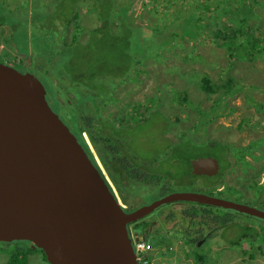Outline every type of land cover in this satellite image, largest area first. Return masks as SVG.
<instances>
[{
	"label": "rangeland",
	"instance_id": "1",
	"mask_svg": "<svg viewBox=\"0 0 264 264\" xmlns=\"http://www.w3.org/2000/svg\"><path fill=\"white\" fill-rule=\"evenodd\" d=\"M40 1L20 0V4L16 6V9L19 8L20 11H11L10 9L15 10L14 4H12L14 8H11V6L10 8L5 7L4 10L2 9L3 12H0L7 18L11 17L15 20L20 18L24 22L26 30V34L21 26H16L14 30L18 47L12 44V40L5 41L6 36H9L7 39H10L11 32L0 31V62H11L21 71L35 73L47 88V99L52 108L76 131L78 124L72 117L75 106L71 102H75L78 96L69 88H82L80 76L83 78L82 71L84 70L70 62L69 56L71 54L68 55L67 60H63V55L56 53L62 42L59 44L58 39H56L57 34L52 24L53 21L47 11L40 5ZM242 1L248 2V0ZM61 2H63L62 7H65L63 9H61ZM206 3L212 6V9L217 6V0H56L52 12L62 14L61 18H58L55 22L58 25L57 29H62L68 40H71L72 36L76 34L81 42H85L90 35L98 36L96 32L98 30L101 31V34L109 32L117 34L121 31L130 35L136 32L137 27L131 22L129 13L135 20L143 24L145 29H148L149 24L163 23V21H167L177 14L180 18L186 9L193 5H200L199 7L203 9L202 7ZM130 5H132L131 9ZM214 5L216 6L214 7ZM254 6L255 14L248 21L246 32L248 31L247 36L251 37L252 43L257 42L264 47V0H255ZM181 7L183 10H181ZM206 13H210L205 14L206 21H215L217 24L208 23L199 34L198 39L176 37L177 39L172 45L162 49L161 56H148L141 61H136L138 49L136 44H132L127 49V52L132 55V60H127L126 63L122 56L117 63H110L109 71L117 68L120 74L126 71L124 65L130 64L129 68L132 70V75H128L129 77L125 78L123 83L116 86L115 98L105 104L106 109L104 111H111L113 117L119 113L125 114L133 110L144 114L145 121L142 122L141 127L133 135L129 136V140L132 149L143 158L142 160L137 159V161L145 162L148 166L141 167L139 162H134L135 160L132 158H125L126 153L123 150L120 153L116 152L108 162L106 152L95 145L87 130H83V135L108 178L111 187L116 191L117 196H120L119 198L124 207L127 208L126 210H133L150 204L176 191L205 192L264 210V144L262 146V157L257 156L261 153L258 148L252 150L254 156L251 154L246 155V162L249 164H245V161L237 162L234 151L232 154L229 152L227 161H230L231 164L224 171L221 170L222 173L220 171L218 174L203 177L191 175L189 179L195 181L186 185H184L185 182H181L182 184L178 183L177 186H164L163 179L159 180L156 176L151 178L150 175H136L133 171L134 167L142 169L145 174L150 173L149 166L152 163H150V160L157 153L163 151L162 149L166 146L165 136L167 139L172 138V140L178 141L183 130L193 132L203 122L200 121L199 108L195 105L200 104L203 107H209L215 94L207 95V92L200 86L201 76H197V73L192 76V72L195 70L203 73L207 72L217 82H221L220 79L227 73L229 59L226 47L223 44L224 39L219 37L216 40L212 36L211 30L220 28L233 31L235 28L226 17L220 16L218 19L212 20L211 11ZM74 14L76 18L73 17ZM118 16L124 17L126 24H132L133 27L128 29L130 31L119 25ZM243 27L245 28V26ZM96 33L97 35H95ZM237 35L239 38H245L240 31ZM94 36L92 38H97ZM104 41L105 37L100 36L93 44L89 43L90 47L87 48L89 51L88 58L91 53L98 54V48L102 47L101 42ZM101 51L103 52L104 49ZM53 57H55V61H53ZM257 57L255 60L235 57L231 73L241 78L242 81H246L247 84L260 86V89L254 91L256 92L255 97H258L259 101H249L244 93L232 96L231 101L235 109H229L225 114L218 115L207 125L205 131L207 138L240 146L249 144L263 134L264 52ZM77 58L80 60L78 56ZM92 63L97 66H106L104 59H100L98 56ZM61 67L71 69L69 70L71 75L74 71L73 76L69 75L72 79L68 78L69 76H56ZM106 72L107 68L104 73ZM95 78H100V76ZM195 78L196 82L194 81ZM182 92H186L189 102H186V100L182 102V97H180ZM82 93L87 96L86 90L83 89ZM217 95H220V93ZM100 103L104 104L103 102ZM84 105L88 107L86 108ZM78 106L82 112L85 111L88 114L94 112L87 102ZM164 116L171 118H168L171 123L168 124L167 128V120ZM175 116L178 119H174ZM246 124H249V127H241ZM202 140L204 141V139ZM199 156L205 155L198 152L195 157L190 156V162L193 158ZM216 156L218 157V155ZM130 160L134 165L133 167L128 165ZM179 160L180 162L176 167L177 172H179L178 170L191 171L186 157ZM124 165L128 166L129 172L125 171L127 175L124 172L125 176L119 175L120 179H116L114 172ZM223 165L222 160V168ZM216 175L219 178L218 181L213 186L207 187L206 184H210V180L217 179ZM186 177L181 176L180 180L183 181ZM179 204L202 205L191 201L165 203L147 214L146 220L160 221L163 218L158 215L160 212H162V215L169 214L173 210V206ZM208 206L210 207H203V209L210 208L215 213L213 215L222 217L226 215L235 216L241 220L239 224L251 226L253 230H248L250 232L249 236L244 237L241 243L236 246H229L226 244V239L228 240L238 234L242 230L241 227L227 224V222H224L226 224L224 225L223 222L214 221L213 219H206L201 222V216L195 221L192 219L186 221L183 226L174 227L173 223L165 222L169 227L165 232L169 244L165 239L161 244L153 247L152 253L150 252V264H196V255H199L200 252L186 242L190 227L194 230L192 235L204 234L205 236L208 233L212 235L209 241L212 247L208 259L209 264H264V218L234 209ZM214 222L216 224H213ZM233 230L234 232L231 234ZM223 231H229L230 235L221 238L220 235ZM1 245L0 243V264H11L8 261V254L15 247L28 249L32 246L26 240H18L7 248ZM198 250H208L207 242H204ZM25 264L51 263L47 261L40 249H34L28 253Z\"/></svg>",
	"mask_w": 264,
	"mask_h": 264
},
{
	"label": "water",
	"instance_id": "2",
	"mask_svg": "<svg viewBox=\"0 0 264 264\" xmlns=\"http://www.w3.org/2000/svg\"><path fill=\"white\" fill-rule=\"evenodd\" d=\"M192 173L215 175L213 155ZM52 108L44 82L0 62V241L27 240L51 264H140L128 224L165 203L193 201L264 218V210L199 191L126 210L106 175Z\"/></svg>",
	"mask_w": 264,
	"mask_h": 264
},
{
	"label": "trees",
	"instance_id": "3",
	"mask_svg": "<svg viewBox=\"0 0 264 264\" xmlns=\"http://www.w3.org/2000/svg\"><path fill=\"white\" fill-rule=\"evenodd\" d=\"M254 1L255 0H248V2H243L242 0H217V6L214 5V7L216 6L214 9H212V6L208 5L207 3L203 5V9L199 7L200 5H193L190 8L186 9L185 13L181 15L180 18L179 14H177L175 17H172L167 21H163V23H156L155 25L149 24L148 29H145V26L135 20V18L131 16V13H129L131 22H133L137 27L136 32L130 35L129 33L121 31L117 34H114V32L101 34V31L98 30L96 31L98 33V36L90 35L91 38L89 37L85 42H81L78 38V35L76 34L75 36H72L71 40H68L65 37L64 31L60 28L57 29L58 25L55 22V20L61 18L62 14H56L52 12L55 7L47 9V13L50 15V18L53 21L52 24L54 25V30L57 34L56 39H58L59 44L62 42L60 48L56 51V53H61L63 55V60H67L68 55L71 54L69 56V60H71L70 62H73V65L81 67V69L84 70L82 71L83 78L80 76V79L82 80L81 86L84 90H86L87 96H84V94L82 93V88H69L70 90L74 91L78 96L75 102H71V104H74L75 106L74 115L72 117L74 118V121L77 122L78 127L76 128V131H74L71 127L70 128L77 135L78 140L84 146L90 158L101 170L102 168L100 167L93 151L90 148L89 143L83 135V130H87L95 145L100 150L106 152L108 162L114 157L116 152L120 153L123 150V152L126 153L125 158H132L133 160H135L134 162H139L141 167L148 166L145 162L137 161V159L142 160L143 158H141L137 154V152L132 149L129 140V136L133 135L141 127L142 122L145 121L146 117L143 116L144 114L139 113L137 110H133L125 114L119 113L118 115H115L113 117L111 111H104V109H106L105 104L108 103L109 100H113L115 98L114 94L116 86L120 83H123L125 78H128L130 75H132V70L131 68H129L130 64H125L124 68L126 71L120 74L117 68H114L109 71L110 63H117L119 61L118 59L122 56L126 60V63L128 62L127 60H132V55L130 54V52H127V49H129L132 44H136L138 49V55L136 54V61H141L142 59L147 58L148 56H161L162 49L164 47L172 45L173 42L177 39L176 37L181 39H198L199 34L202 32V30H204L208 23L217 24L215 23V21H206L205 14H210L206 13L210 11L212 14V20L218 19L220 16H224L228 20H230V22L235 28L233 31H226L220 28L211 30L212 36L215 39L219 37H222L224 39L223 44L226 47L225 49L227 51L229 59V65L226 69L227 73H225L224 76L220 79L221 82H217L207 72L203 73L198 72L197 70L192 72V76H194V74L196 73L197 76H201L200 86L203 88V90L207 92V95H215L209 107H203L200 104L195 105V107L199 108L198 113L201 115L200 121H203L202 123H200V127L198 129L196 128L193 132H189V130H183L180 134V139L178 141H174L172 140V138L167 139L165 136L166 146L162 149L163 151L161 153H157L154 158L150 160V163L152 162L149 166L151 171L147 174L150 175L151 178H154L153 176H156L157 178H159V180L163 179L164 186H177L178 183L182 184L181 182H185L184 185H186L187 183H193L195 181L189 179L191 175L195 177H203L209 175L204 174L200 176L192 173V170H178L179 172H177L176 167L177 164L180 162V158L186 157L187 164H189L190 169H192L190 156L195 157L198 152L204 155H218V157H216L219 158L220 171H224L227 166L231 164L230 161H227V155L229 154V152L230 154H232L234 151V156L237 162L245 161V164H249L248 162H246L247 154H251L254 156V153L252 152L254 148H258V150H260L261 152L257 156H263L262 146L264 144V131L260 137L254 139L249 144L240 146L225 143L217 139H211L209 137L207 138L205 136L206 127L211 121H213L218 115L225 114L227 110L235 109L231 101L232 96L244 93L249 101H259L258 97H255L256 92L254 91L260 89V86L252 85L250 83L247 84L245 83L246 81H242L241 78H238L231 73L235 57L255 60L258 58L257 56L261 55L264 52V47L258 44L257 42L252 43L251 37L247 36L248 31L246 32L247 23L255 14ZM60 4L61 9L65 8L62 7L63 2H61ZM7 5L8 4H4L3 1L0 0V12H3ZM131 6L132 5H130V9ZM181 10H183L182 7ZM13 11L20 10L18 8ZM73 17L76 18V15L74 14ZM118 18L119 25H121V27L124 26L127 30L133 27L131 23L126 24V20L124 19V17L118 16ZM5 20L7 21V17H4L0 13V21ZM203 20L205 21L203 22ZM243 26H245V28ZM239 31L241 32V35L245 38H239V36L237 35ZM97 33L95 35H97ZM99 34L100 36L105 37V41L101 42V48L97 47L98 54L91 53L90 57L88 58L89 51L87 50V48L88 46L90 47L89 43L93 44V42H96L97 38H100ZM93 36L97 38H92ZM102 49H104L103 52L101 51ZM254 50H256L257 52H255ZM77 56L80 58V60L77 58ZM97 56L100 59H104L106 65L105 67L97 66L96 64L92 63L97 58ZM53 61H55V57H53ZM106 68L107 72L104 73ZM69 70L65 67H61V70L56 74V76L62 75L67 77L71 75V73H69ZM74 74L75 73L73 71V74L71 76H73ZM96 76H100V78H95ZM68 78L72 79L70 76ZM194 81L196 82V78L194 79ZM262 88L264 89V87ZM218 93H220V95H217ZM180 97H182V102L185 100L186 102H189V100H187L188 96L186 92H182V95H180ZM85 102L89 103V105H91V108H93L94 112L92 114L85 113V111L82 112L79 108L78 105L83 104ZM100 102H103L104 104H101ZM84 106H86V108L88 107L87 105ZM164 117L167 120V128L169 126L168 124L171 123L170 121H168V118H171L167 116ZM174 119H178V117L175 116ZM243 126L249 127V124L242 125L241 127ZM202 139H204V141ZM156 151H158V149H156ZM107 160L105 159V161ZM222 160L224 163L223 168L221 167ZM128 165L130 167L134 166L131 160ZM134 170H136V168L133 167V171ZM154 170L155 172H153ZM117 171L114 172L115 178L120 179L121 175L125 176V171L129 172L128 166L124 165L123 167L118 168ZM223 171H221V173ZM103 174L105 175L104 172ZM181 176L187 177L186 179H183V181H181ZM218 179L219 178L217 176V179L210 180V184H206V186H213L218 181ZM203 207L210 206H208L207 204H202L200 206L182 204H179L178 206L174 205L173 210L169 214L162 215V212L158 214L163 217L160 220L161 222L159 220L149 221L146 220L147 218H139L136 221H133L132 224L133 227L135 226L136 231L138 230L140 233L143 232V234L145 235L144 240L150 242L153 247L158 246L165 239H167V244H169V240L166 237L167 234L165 233L169 229L166 223H173L174 227L183 226L186 221L190 219L195 221L200 216L202 218L201 222H204L206 219H213L214 221L223 222V224L224 222H227V224L229 223L230 225H235L236 227L242 228V230L238 234H235L228 240L226 239V244L229 246L238 245L239 243H241L244 237L249 236L250 232L248 230H253L251 226L239 224L241 220L235 216L226 215L222 217L219 215H213L215 214L213 210H211L210 208L203 209ZM213 224L216 223L214 222ZM188 231L189 234L186 242L193 246L196 251L201 253H198L199 255H196V264H209L208 259L210 257V253L212 252V247L209 241L212 235L210 233L205 236L204 234L192 235L194 230L191 227L188 229ZM233 232L234 230L231 232V234ZM229 235V231H223L220 236L221 238H226V236ZM204 242H207L208 250L199 251L198 249H200ZM29 243L32 246L28 249L22 247V250L21 248L15 247V249L10 251L8 259L9 263L25 264L27 255L30 250L33 251L34 249H40L43 252L41 248L34 246L31 242ZM43 254L46 258L44 252ZM145 255L149 259L148 264H150L151 254L147 253Z\"/></svg>",
	"mask_w": 264,
	"mask_h": 264
},
{
	"label": "crops",
	"instance_id": "4",
	"mask_svg": "<svg viewBox=\"0 0 264 264\" xmlns=\"http://www.w3.org/2000/svg\"><path fill=\"white\" fill-rule=\"evenodd\" d=\"M4 4H8L6 7L10 8H14L16 9V6L20 4V0H2ZM41 0L40 1V5L47 11V9H50L51 7H53V4L56 0ZM12 4H14L12 6ZM13 11V9H10ZM17 17V16H16ZM19 18V17H18ZM16 26H21L24 30H25V24L24 22L19 18L18 20H15L11 17L7 18V21H0V31H8V32H11L10 34V39H7V37L9 36H6L5 37V41H8V40H12V44L16 47H18V43L16 42L15 39H17L16 37H14V30L16 28ZM0 32V33H1ZM25 34H26V30H25ZM24 34V35H25Z\"/></svg>",
	"mask_w": 264,
	"mask_h": 264
},
{
	"label": "built area",
	"instance_id": "5",
	"mask_svg": "<svg viewBox=\"0 0 264 264\" xmlns=\"http://www.w3.org/2000/svg\"><path fill=\"white\" fill-rule=\"evenodd\" d=\"M134 248L140 263L148 264L149 259L146 257L145 254L152 252L153 245L144 239H138L134 243Z\"/></svg>",
	"mask_w": 264,
	"mask_h": 264
},
{
	"label": "flooded vegetation",
	"instance_id": "6",
	"mask_svg": "<svg viewBox=\"0 0 264 264\" xmlns=\"http://www.w3.org/2000/svg\"><path fill=\"white\" fill-rule=\"evenodd\" d=\"M11 63V62H10ZM13 64V63H12ZM61 116V115H60ZM134 172H135V174L137 175H141V176H146V175H148L147 173L145 174V173H143V170L141 169L140 170V168H136V170H134ZM204 175V174H203ZM113 189V188H112ZM115 193H116V191L115 190H113ZM116 195H117V193H116ZM118 197H120V196H118ZM125 209H127V208H125ZM145 218H147L146 216H144V217H142V219H145ZM141 219V218H140ZM128 227H129V231H130V235H131V237H132V239H133V242H135L136 241V239H145V235L143 234V232L142 233H140L138 230L136 231L135 230V226L133 227V224H132V222H130L129 224H128ZM15 241L16 240H14V241H11V242H1L0 241V243L2 244L1 246H4V247H8V246H12L14 243H15ZM18 241V240H17ZM7 255V254H6ZM9 255V254H8Z\"/></svg>",
	"mask_w": 264,
	"mask_h": 264
},
{
	"label": "bare ground",
	"instance_id": "7",
	"mask_svg": "<svg viewBox=\"0 0 264 264\" xmlns=\"http://www.w3.org/2000/svg\"><path fill=\"white\" fill-rule=\"evenodd\" d=\"M140 262V261H139ZM141 264V263H140Z\"/></svg>",
	"mask_w": 264,
	"mask_h": 264
},
{
	"label": "clouds",
	"instance_id": "8",
	"mask_svg": "<svg viewBox=\"0 0 264 264\" xmlns=\"http://www.w3.org/2000/svg\"><path fill=\"white\" fill-rule=\"evenodd\" d=\"M135 243V242H134Z\"/></svg>",
	"mask_w": 264,
	"mask_h": 264
}]
</instances>
